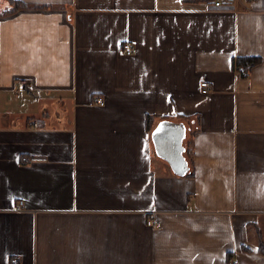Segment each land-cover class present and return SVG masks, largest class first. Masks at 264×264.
I'll use <instances>...</instances> for the list:
<instances>
[{
    "label": "crops",
    "instance_id": "obj_1",
    "mask_svg": "<svg viewBox=\"0 0 264 264\" xmlns=\"http://www.w3.org/2000/svg\"><path fill=\"white\" fill-rule=\"evenodd\" d=\"M16 1L0 0V264H264V0ZM165 121L185 126V174L156 151Z\"/></svg>",
    "mask_w": 264,
    "mask_h": 264
},
{
    "label": "water",
    "instance_id": "obj_2",
    "mask_svg": "<svg viewBox=\"0 0 264 264\" xmlns=\"http://www.w3.org/2000/svg\"><path fill=\"white\" fill-rule=\"evenodd\" d=\"M171 124L167 121L159 126L153 132V141L156 151L159 155L164 157L170 163L174 172L178 174H185L189 168L188 160L184 155L185 147L183 146V138L185 136V126L182 123ZM178 129L176 132L169 131L170 129ZM171 140L169 148L166 150L168 140Z\"/></svg>",
    "mask_w": 264,
    "mask_h": 264
},
{
    "label": "built area",
    "instance_id": "obj_3",
    "mask_svg": "<svg viewBox=\"0 0 264 264\" xmlns=\"http://www.w3.org/2000/svg\"><path fill=\"white\" fill-rule=\"evenodd\" d=\"M230 1H231V2H237V1H239V0H214V5H215V6H218V7H221V8H225V4L230 3ZM123 49H124V51H125L127 54H131V53L134 52V47H133L129 42H124V43H123ZM238 68H239L240 70H244V69H242V68L239 67V66H238ZM201 85H202V89H203V91H207V90L209 89V84H208V81H207V80H203V81L201 82ZM18 86H19V88H20L21 90H24V91H26V92H29V91H30V85H29L28 80H26V79H22V80H20ZM93 101L98 102V103H101V104L104 103V99H103L101 96H95ZM23 159L26 160L27 158L24 157ZM20 204L22 205V201L20 202ZM148 223H149V224H152V225H154V226H159V225H160V222L156 221L155 219H150V220H148ZM17 263H18V258L13 257V258L11 259V264H17ZM227 264H240V260H239L238 257H236V256H232V257L228 260Z\"/></svg>",
    "mask_w": 264,
    "mask_h": 264
},
{
    "label": "trees",
    "instance_id": "obj_4",
    "mask_svg": "<svg viewBox=\"0 0 264 264\" xmlns=\"http://www.w3.org/2000/svg\"><path fill=\"white\" fill-rule=\"evenodd\" d=\"M12 2H14V6L10 10H15L18 7L22 6L21 2H19V1L12 0ZM257 62H258L257 57L247 56V57L238 58V64L246 70L250 69ZM151 117L152 116H150V115L147 116V123L150 122ZM189 174L191 175L192 173H189ZM258 251L260 253L264 254V237H263V233L260 229H258Z\"/></svg>",
    "mask_w": 264,
    "mask_h": 264
},
{
    "label": "flooded vegetation",
    "instance_id": "obj_5",
    "mask_svg": "<svg viewBox=\"0 0 264 264\" xmlns=\"http://www.w3.org/2000/svg\"><path fill=\"white\" fill-rule=\"evenodd\" d=\"M169 131H172V132H174V133L176 132V134H177L178 129L173 128V129H170ZM171 140H172V139L168 140V143H167V145H166V150L170 147L169 144H170Z\"/></svg>",
    "mask_w": 264,
    "mask_h": 264
},
{
    "label": "rangeland",
    "instance_id": "obj_6",
    "mask_svg": "<svg viewBox=\"0 0 264 264\" xmlns=\"http://www.w3.org/2000/svg\"><path fill=\"white\" fill-rule=\"evenodd\" d=\"M46 105V104H45Z\"/></svg>",
    "mask_w": 264,
    "mask_h": 264
}]
</instances>
